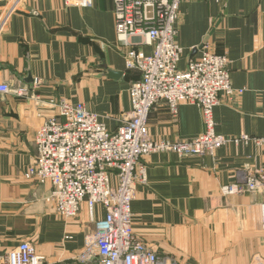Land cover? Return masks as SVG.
<instances>
[{"label": "crops", "instance_id": "1", "mask_svg": "<svg viewBox=\"0 0 264 264\" xmlns=\"http://www.w3.org/2000/svg\"><path fill=\"white\" fill-rule=\"evenodd\" d=\"M0 0V84L32 87L38 99L0 92V255L23 241L49 262L79 264L91 226L84 211L70 220L47 201L50 184L26 177L36 156L37 129L65 98L83 102L115 131L130 111L129 88L140 79L127 70L117 41L113 0L91 6L66 0ZM180 68L206 47L226 52L235 92L213 109L217 133L264 139V0H183L178 20ZM146 53L149 45L142 46ZM122 72L120 75L112 73ZM238 90H243L240 93ZM155 140L177 142L204 130L201 109L180 105L173 116L165 102L149 114ZM147 181L132 201L135 235L161 258L182 264H254L264 259V188L225 195L222 186L261 172L264 142L231 141L215 154L181 156L160 151L144 158ZM96 216H105L96 206Z\"/></svg>", "mask_w": 264, "mask_h": 264}, {"label": "built area", "instance_id": "2", "mask_svg": "<svg viewBox=\"0 0 264 264\" xmlns=\"http://www.w3.org/2000/svg\"><path fill=\"white\" fill-rule=\"evenodd\" d=\"M21 0H14L5 12L3 22L15 12ZM91 6L93 0H66ZM183 0H113L117 41L127 70H136L140 79L131 83V109L117 130H109L99 115L83 102L60 98L53 100L57 113L45 120L35 134L36 156L26 172L28 179L50 184L47 201L64 220L79 215L86 204L91 226L83 250L74 257L79 264H182L161 258L134 233L132 201L138 183L147 181L144 158L154 152L174 151L181 156L215 154L235 141L263 138L243 135L228 138L215 130L213 109L230 97L232 85L230 60L226 52L206 47L199 57L190 58L185 69L179 64L183 48L178 41V20ZM152 47L146 53L142 46ZM39 79L32 87L12 90L0 84L1 93L38 99ZM242 93L243 90H238ZM165 102L173 116L180 105L200 107L204 130L190 140L169 142L155 140L149 133V114ZM264 188L261 172L249 174L239 182L222 186L225 195L258 191ZM105 216H96V206ZM264 226V203H262ZM0 264H68L52 263L35 244L23 241L0 255ZM254 264H264V259Z\"/></svg>", "mask_w": 264, "mask_h": 264}, {"label": "water", "instance_id": "3", "mask_svg": "<svg viewBox=\"0 0 264 264\" xmlns=\"http://www.w3.org/2000/svg\"><path fill=\"white\" fill-rule=\"evenodd\" d=\"M122 72L112 73L113 75L117 76L120 75Z\"/></svg>", "mask_w": 264, "mask_h": 264}, {"label": "rangeland", "instance_id": "4", "mask_svg": "<svg viewBox=\"0 0 264 264\" xmlns=\"http://www.w3.org/2000/svg\"><path fill=\"white\" fill-rule=\"evenodd\" d=\"M84 211V207L82 206V212Z\"/></svg>", "mask_w": 264, "mask_h": 264}]
</instances>
